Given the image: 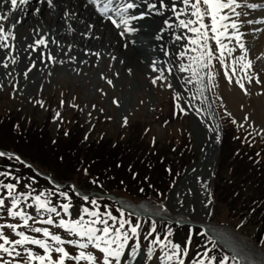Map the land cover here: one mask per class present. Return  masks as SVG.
I'll use <instances>...</instances> for the list:
<instances>
[{"label": "rangeland", "instance_id": "obj_1", "mask_svg": "<svg viewBox=\"0 0 264 264\" xmlns=\"http://www.w3.org/2000/svg\"><path fill=\"white\" fill-rule=\"evenodd\" d=\"M240 1L237 0V3L251 0ZM258 1L261 7L251 11L249 21L264 16V0ZM52 12L54 11L52 10L50 15ZM263 21L249 22V30L246 31L248 38L244 41V48H240L237 41L226 42L223 39L229 48L235 49L231 55L225 50L223 63L217 51L218 46L213 40H209L215 58L206 69L200 68L189 59L193 55H198L199 50L196 53L192 51L195 45L188 42L190 55L185 62L187 66L183 65L186 68L192 65L191 67L197 71L195 76L191 71L177 70L178 60L173 56L171 59L176 69L165 68L163 71L160 66L156 70L159 62L153 61L151 57L150 60L154 62L156 69L147 64L143 71L137 73L132 70L133 68L127 69V66H114L112 58L110 59L111 55L105 50L109 43L104 46V50L94 52L86 58L88 53L83 52V48L80 50L74 45L68 47L65 43L56 46L55 40H51L53 45L49 49L54 46L57 49L54 48L49 61L42 59L38 52L35 58L32 56L28 58L29 60L13 62L11 69H9L10 65L0 64V116L12 122V125L0 129V143L6 145L12 141L10 130L13 129L19 132L37 126L41 131L45 127V131L55 137L56 134L75 127L76 123L78 129H82L84 140L88 136L92 140L106 136L113 139L121 135L125 137L131 132V128H139L141 136H144L145 142L150 145L172 143L179 146L180 139L185 136L189 144L185 154H195L196 161L184 171L183 176L171 187L169 193L156 194L140 200L124 197L125 200L130 203L132 200L144 201L150 208L166 212L169 218L175 221L208 223L220 227L236 240L243 241L251 254L264 255V231H262L264 228L259 220L261 217H251V213L253 215L255 210L258 212L264 209V203L243 204V200L249 196L247 189L239 185L231 186L225 177L231 173L233 166L227 164L220 175L221 180L220 177L218 180L216 177L222 146L218 141V124L221 126V143L226 130L231 138L243 137L242 140L249 144V149L254 148L255 151L261 152L258 157L261 164H264V103L255 92L259 84L256 80H260L261 77L252 68V58L257 53L255 46L258 41L257 36L259 33L264 36V30L259 32L261 26L264 28ZM205 23H210V19L206 17ZM38 24L39 35L32 31L31 45L37 46L39 37L45 38L47 35L45 24L42 22ZM9 26L10 24L6 23L7 29ZM81 32L82 29L78 30V37ZM211 35L212 33L209 32V36ZM241 57L244 59L241 60ZM183 58L179 60L180 67ZM249 60L251 68L244 67ZM257 63L258 68L260 67L259 69L264 72V59ZM187 73L189 75L185 78ZM229 76L231 81L228 79ZM237 80L244 84L247 94L240 88ZM230 87L241 93L238 99L232 97ZM241 124L243 127L240 126ZM242 145L245 143L243 142ZM37 157L45 162L43 165L46 167H40L44 169L43 171L56 170L55 167L67 171V166H70L68 162H58L54 157L47 158L46 151ZM236 169L238 173L242 171L240 166ZM73 176L84 180L82 176L75 174ZM216 185H219L221 191H224L222 190L224 187H230V195L223 192L215 195ZM237 190L241 191L238 197L235 193ZM3 199L4 205L0 207V232L11 241L21 239L16 233L23 232L30 239L47 242L53 249L62 247L69 254L65 258V264H93V261L76 259L81 252L95 257V264H104L105 259L111 264H128V260L136 256L138 258L132 264H180L181 261L183 264H201V262L220 264L221 258L225 255L230 259L233 258L203 229L173 225L165 221L136 219L111 201L98 197L91 199L95 200V204L92 201L86 202L71 197L64 198L54 207L47 205L48 208H55L56 212L40 208L41 201L31 207L24 203L25 206L18 204L13 208L12 200H7L5 196ZM65 204L68 205L66 211ZM9 209L23 211L31 219L25 224L20 216H11ZM94 211L98 212L99 216L89 215ZM48 219L53 223H45ZM96 220L107 221V226L111 229L107 236L102 231L105 225L93 223ZM61 221L67 223L80 221L84 227L97 228L100 231L96 232V236H102L104 240L97 241L94 237L90 240L88 236H81L78 232L62 227ZM9 224L16 225V228H8ZM138 224H140L139 243L137 232L132 231ZM35 228L46 229L51 235L44 236L43 232L37 233L33 231ZM52 235L59 236L64 243L57 244L51 239ZM106 241H115V243L109 245ZM2 242L3 240H0V243ZM97 243L100 244L99 248L96 247ZM80 244H87L88 247L80 248ZM109 246L120 251L118 258L109 257L102 251ZM15 248L22 253L21 257H9L2 252L0 257L10 261L11 264H23L27 251L37 255H47L39 245L31 243L16 245ZM60 255L55 251L52 252L54 260ZM31 264H39V261L33 260ZM228 264H231L229 260Z\"/></svg>", "mask_w": 264, "mask_h": 264}, {"label": "trees", "instance_id": "obj_2", "mask_svg": "<svg viewBox=\"0 0 264 264\" xmlns=\"http://www.w3.org/2000/svg\"><path fill=\"white\" fill-rule=\"evenodd\" d=\"M10 125L12 122L9 119L0 116V129ZM75 125L73 128H68L67 132L56 134L55 137L46 132L45 127L40 131L34 126L19 131L20 133L13 129L10 130L12 141L6 145L0 143V149L18 154L40 171L60 182L75 181L81 189L88 192L97 190L133 200L150 198L156 194H168L171 187L183 176L184 171L196 161L195 154H185L189 149L185 136L180 139L179 146L172 143L150 145L145 142L146 138L141 136L139 128H131V132L125 137L121 135L113 139L106 136L92 140L88 136L84 140L82 129H78L77 123ZM242 138H231L227 130L224 131L216 177L218 180L227 164L233 166L231 173L225 175L227 183L247 189L249 196L243 200V204L254 202L258 205L264 203V164H261L258 157L261 152L255 151L254 148L249 149V144ZM243 142L245 145H242ZM45 151L47 158L54 157L58 162H68L70 165L67 166L68 170L61 171L56 167V170L40 169L46 166L37 156ZM237 166L242 168L240 173L236 169ZM74 174L82 176L84 180L74 178ZM4 184H13L19 193L29 194V199L17 198L20 206L24 203L29 207L35 206L37 196L44 202L57 205L64 200L66 194H69L70 198L93 201L77 197L70 188L55 187L12 155H0V195L9 191L2 186ZM222 190L224 191L216 185L215 195H219L220 192L230 195V187H224ZM235 193L237 197L241 195L239 190ZM256 211L253 215L251 213V217H261L259 220L264 228V209ZM229 263L238 264L233 259H229Z\"/></svg>", "mask_w": 264, "mask_h": 264}, {"label": "bare ground", "instance_id": "obj_3", "mask_svg": "<svg viewBox=\"0 0 264 264\" xmlns=\"http://www.w3.org/2000/svg\"><path fill=\"white\" fill-rule=\"evenodd\" d=\"M239 4L241 7L237 8L236 11L241 15L236 17L229 14L238 25L241 34L240 42L245 44L244 41L248 38L246 31L249 30V22L263 21L264 16L250 21L248 19L254 8L247 5H260L258 0L244 1ZM111 7L117 9L115 15L111 13ZM105 9L106 11H104ZM52 10L54 12L50 15ZM191 11V7L186 6L183 0H110V2L109 0H95V2L92 0H51V4L48 0H27L26 3L20 4L18 0L15 10L12 9L10 0H0V15L7 16L6 20H0V26L3 27V32H0V64L10 65L9 69H11L13 62L29 60L32 56L35 58L38 52L42 59L49 61L54 48L57 49L55 46L49 49L53 45L51 40H55L56 46L65 43L68 47L74 45L80 50L83 48V52L87 51L88 53L86 56L82 55L86 58L94 52L104 50V46L109 43L105 50L111 55L110 59L112 58L114 66H127V69L133 68L132 70L137 73L143 71L147 64L155 68L154 62L152 63L150 60L151 57H153V61L159 62V65L156 66L157 69H155L158 70L161 66L164 71L165 68L176 69L171 59L173 56L178 60V63L176 62L178 70L180 69L181 52L185 53L181 65L187 66L185 62L190 55V50H188L190 45L187 38L195 37L194 33H190L180 26V20L195 19L191 16ZM227 11L225 10V12ZM110 14L113 15L112 19L116 20L114 25L112 20L105 21L104 19V16ZM38 22L45 24L47 35L45 38L39 37L40 40L36 46L30 44V35L32 31L39 35ZM230 22L227 21L226 23ZM6 23L10 24L9 29L6 28ZM117 24L120 26L117 27ZM13 25L15 26L13 27ZM261 28L263 27L261 26ZM81 29L84 33H79L81 38L79 41L77 34L78 30ZM235 31L230 27L228 29L229 35ZM177 36H181L182 39L177 40ZM257 37L258 41L255 45L257 46V53L252 58V68L261 77L255 92L264 103V72L259 69L260 67L258 68L257 63L264 59V36L259 33ZM224 39L226 42L236 41L235 38ZM106 40L108 41L106 42ZM188 75L187 73L185 78ZM185 78L182 79L185 80ZM229 90L235 99L241 95L240 92L231 87ZM125 206L131 208L129 203H125ZM137 211L152 213L156 216L155 218L163 214L159 210L151 212L145 208ZM206 225L209 226L208 229L214 232L212 235L217 242L227 251L241 258L245 264H264L263 254L259 253L257 256L251 254L243 241L236 240L229 232L220 227L208 223ZM137 258L138 256L134 259ZM132 262H128V264H132Z\"/></svg>", "mask_w": 264, "mask_h": 264}, {"label": "snow or ice", "instance_id": "obj_4", "mask_svg": "<svg viewBox=\"0 0 264 264\" xmlns=\"http://www.w3.org/2000/svg\"><path fill=\"white\" fill-rule=\"evenodd\" d=\"M27 0H19L20 4L26 3ZM49 4H51V0H48ZM92 2H95V0H92ZM110 2V0H109ZM12 9L15 10L17 8L18 0H10ZM183 3L186 6H190L192 11H191V16L195 17V19H188V20H180V26L187 29L188 32L194 33L195 37H188V41L190 44L195 45V47L192 49V51L196 52L199 50L198 55L189 57L191 61H193L195 64L199 65L200 68L206 69L210 67L211 60L215 58V54L213 52L212 46L209 44V40H213L215 44L218 46L217 51L219 52V57L221 60V63H223L224 55H225V50H227L228 54L231 55L232 52L235 50L234 48H229L224 42V38H228L231 40L232 38H235L237 43L239 44L240 48H244L243 43H241V34L239 33V28L235 20L231 19V15H235L236 17H239L241 13L237 12L236 9L241 7L239 3H237V0H183ZM203 5L204 7H201ZM248 7L251 8H257L261 7V5L257 4H249L247 5ZM131 7V5H129ZM225 10H228L225 12ZM106 11V9L104 10ZM230 13V14H229ZM187 15V13H185ZM177 16H179V13H177ZM210 19V23H205V18ZM7 16L6 15H0V20H6ZM227 21H231L230 23H226ZM113 23H116L113 21ZM15 25H13L14 27ZM117 27L120 25L117 24ZM171 27V25H169ZM229 27L231 29L236 30L233 32L231 35H229L228 29ZM0 32H3V27L0 26ZM209 32L212 33L211 36H209ZM123 35V33H121ZM5 39L7 38L6 36L4 37ZM177 40L182 39L181 36L176 37ZM43 43V41H41ZM185 55L184 52L180 53L181 58ZM244 57H241V60H243ZM227 67V66H225ZM244 67L246 68H251V61H248ZM181 71H191L192 75L195 76L197 74V71L195 68L188 67L186 68L184 65H181L180 67ZM235 71V69H233ZM211 78V77H210ZM229 81H231V77H228ZM191 82V81H189ZM111 83V81H109ZM153 83H155V80H153ZM237 83L239 84L241 89H244L245 94H247V89H245L244 84L237 80ZM249 83H251V77H249ZM256 83H260V80L257 79ZM183 111V109H181ZM247 119V118H245ZM235 123V121H233ZM243 127V124L240 125ZM0 155H4V153H0ZM4 188L8 189V195L10 197L14 196L13 189H15V185L13 184H4L2 185ZM37 201H40V197L37 196L35 197ZM87 199V198H85ZM93 204L96 202L93 200ZM4 205V199L0 198V207ZM18 205V200L13 199L12 201V206L13 208ZM39 207L42 209H47L49 212H56L55 208H48L46 202H40ZM65 211L68 209V205H64ZM9 214L11 216H20L21 218L24 219L25 224H27L28 220L31 219L30 216H28L25 212L23 211H12L9 209ZM89 215L97 217L99 216L98 212H91ZM110 215V214H109ZM112 219H115V217H112ZM47 224H52L53 221L51 219H48L45 221ZM93 223H102L105 225L103 228V233L105 236L109 234L111 229L107 226V221L106 220H96L93 221ZM61 225L64 228L70 229L72 232H78L79 235L81 236H88V238L91 240L93 237L97 241H102L104 240V237L102 236H96V232L100 231L97 228L94 227H84L80 221H76L73 223H67L64 221H61ZM8 228L15 229L16 225L9 224L7 225ZM33 231L39 233L43 232L44 236H50L51 234L48 232L46 229H40V228H35ZM133 232L136 231L135 228L132 229ZM16 235L20 236L21 239L11 241L8 239L7 236H4L2 232H0V240H3L2 243H0V252L7 254L9 257H21L22 253L19 251H16L15 246L16 245H24L26 243H31L35 245H39L42 249L45 250L47 255H37L32 253L31 251H27V255L23 258V264H31V261L33 260H38L39 264H65V258L68 257V252L65 251L64 248L62 247H57L55 249L51 248L49 244L45 241L39 240V239H30L28 236H26L23 232H17ZM51 239L56 241L57 244H63L64 241L60 239L59 236L52 235ZM211 239V238H209ZM109 245L112 243H115V241H106ZM11 244L12 247H6V245ZM214 244V241H213ZM80 248H87V244H80ZM96 247H100V244L97 243ZM123 245H121V248ZM178 247V246H176ZM55 251L56 253L61 254L58 259H53L52 257V252ZM102 251L106 252L109 257H119L120 256V251L116 249H112L110 246L107 248L102 249ZM171 259V257H169ZM76 259H85L89 261H93V264H95V257L91 255H85L83 252L80 253L79 257H76ZM214 259V258H213ZM230 258L225 255L221 258L220 264H228V260ZM232 259H235L233 257ZM0 264H11L10 261L4 260L2 257H0ZM104 264H111V262L107 259L104 260ZM180 264H183V261L180 262ZM203 264V262H201Z\"/></svg>", "mask_w": 264, "mask_h": 264}, {"label": "water", "instance_id": "obj_5", "mask_svg": "<svg viewBox=\"0 0 264 264\" xmlns=\"http://www.w3.org/2000/svg\"><path fill=\"white\" fill-rule=\"evenodd\" d=\"M115 201L116 202H119L121 205H122V203L119 201V200H117V199H115ZM123 206V205H122ZM124 209H126V210H130V211H132L133 213H135L137 216H144V215H142V214H139L138 212H136V211H134L133 209H129V208H125L124 207ZM146 215V214H145ZM207 230V229H206ZM208 231V230H207ZM208 232H211V231H208Z\"/></svg>", "mask_w": 264, "mask_h": 264}]
</instances>
